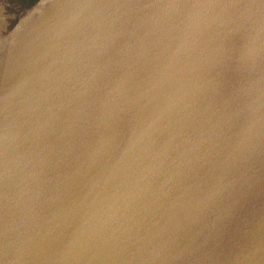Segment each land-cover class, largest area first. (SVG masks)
<instances>
[{"label":"water","instance_id":"water-1","mask_svg":"<svg viewBox=\"0 0 264 264\" xmlns=\"http://www.w3.org/2000/svg\"><path fill=\"white\" fill-rule=\"evenodd\" d=\"M0 51V264H264V0H43Z\"/></svg>","mask_w":264,"mask_h":264},{"label":"rangeland","instance_id":"rangeland-1","mask_svg":"<svg viewBox=\"0 0 264 264\" xmlns=\"http://www.w3.org/2000/svg\"><path fill=\"white\" fill-rule=\"evenodd\" d=\"M43 0H0V44ZM3 51H0V54Z\"/></svg>","mask_w":264,"mask_h":264}]
</instances>
